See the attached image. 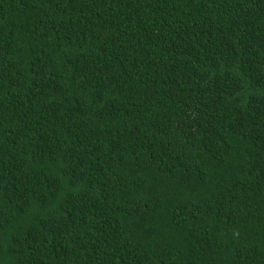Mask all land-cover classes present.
<instances>
[{
	"label": "trees",
	"instance_id": "16d2710c",
	"mask_svg": "<svg viewBox=\"0 0 264 264\" xmlns=\"http://www.w3.org/2000/svg\"><path fill=\"white\" fill-rule=\"evenodd\" d=\"M0 264H264V0H0Z\"/></svg>",
	"mask_w": 264,
	"mask_h": 264
}]
</instances>
